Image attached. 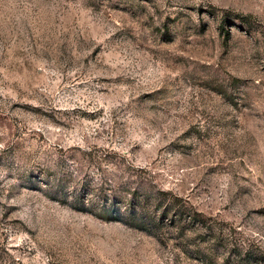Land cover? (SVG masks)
<instances>
[{
  "label": "rangeland",
  "instance_id": "374dc122",
  "mask_svg": "<svg viewBox=\"0 0 264 264\" xmlns=\"http://www.w3.org/2000/svg\"><path fill=\"white\" fill-rule=\"evenodd\" d=\"M0 264H264V0H0Z\"/></svg>",
  "mask_w": 264,
  "mask_h": 264
},
{
  "label": "trees",
  "instance_id": "16d2710c",
  "mask_svg": "<svg viewBox=\"0 0 264 264\" xmlns=\"http://www.w3.org/2000/svg\"><path fill=\"white\" fill-rule=\"evenodd\" d=\"M86 190V195L82 197L83 201L77 202V204H81V211L89 212L92 210L88 207V197L96 198V206L100 212V216L109 220L124 223L137 230L145 231L150 235L156 234V231L163 226L170 225L174 227L180 222L177 220L186 216L188 213L186 207L180 205L178 197H174L177 204L174 206L169 205V207L167 206L164 208L162 196H164L165 193H161V195L156 197L153 202L148 196L141 195L137 198L133 195V198L121 206L122 202L116 203L113 199L111 201L108 197L100 196L97 193L100 191V187L98 186ZM74 200L78 201V196H75ZM170 214L173 215L172 219H169ZM187 216L193 218L192 215ZM196 218L194 217V221L198 220H196ZM202 222L204 221L202 220Z\"/></svg>",
  "mask_w": 264,
  "mask_h": 264
}]
</instances>
